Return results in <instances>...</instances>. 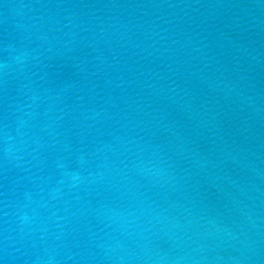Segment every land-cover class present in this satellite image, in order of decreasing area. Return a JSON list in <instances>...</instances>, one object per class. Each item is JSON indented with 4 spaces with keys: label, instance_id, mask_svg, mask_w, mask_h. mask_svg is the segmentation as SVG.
Returning a JSON list of instances; mask_svg holds the SVG:
<instances>
[{
    "label": "water",
    "instance_id": "95a60500",
    "mask_svg": "<svg viewBox=\"0 0 264 264\" xmlns=\"http://www.w3.org/2000/svg\"><path fill=\"white\" fill-rule=\"evenodd\" d=\"M0 264H264V0H0Z\"/></svg>",
    "mask_w": 264,
    "mask_h": 264
}]
</instances>
